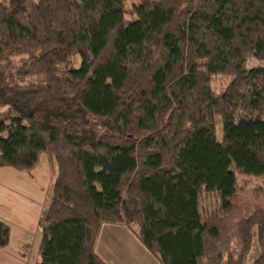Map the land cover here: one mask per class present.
I'll list each match as a JSON object with an SVG mask.
<instances>
[{"label":"trees","instance_id":"16d2710c","mask_svg":"<svg viewBox=\"0 0 264 264\" xmlns=\"http://www.w3.org/2000/svg\"><path fill=\"white\" fill-rule=\"evenodd\" d=\"M133 10L127 24L125 0L0 2V168L46 154L56 171L37 264H107V224L159 264H246L256 230L264 264V188L232 171L264 178V66L247 67L264 63V0ZM216 76L232 79L221 95ZM204 194L220 213L204 217ZM10 238L0 221V251Z\"/></svg>","mask_w":264,"mask_h":264},{"label":"rangeland","instance_id":"374dc122","mask_svg":"<svg viewBox=\"0 0 264 264\" xmlns=\"http://www.w3.org/2000/svg\"><path fill=\"white\" fill-rule=\"evenodd\" d=\"M147 0H125V9H126V23L130 24L135 21L134 10L133 7L139 4H142ZM155 1V0H149ZM0 2L8 3L9 0H0ZM72 65L74 67H79L81 65V59L76 57L72 60ZM264 63H259L254 59H249L247 67L249 69L262 67ZM231 77L224 76H216L212 80V89L216 95H221L225 92L228 85L231 82ZM219 121V120H218ZM217 127V139L219 141L223 138V129L222 124L219 121ZM48 156L43 154L40 159V164L37 168V172L33 173H21L9 168H0V199L2 202H6L8 205L12 204V209L20 210V207L26 206L28 209L27 215H31V217L26 218V222L23 227H16L20 230L28 234L26 241L21 243L18 246L16 253L14 256L18 258L20 262L23 264H37L41 261L39 256V244L41 242V230L39 227V220L36 221L34 219V215L37 213V207L31 206V200L29 197L30 190L37 192V197L40 201L44 203L45 197L43 195L44 190L51 187V183L54 178V167L50 166L47 162ZM51 168V169H50ZM51 170V171H50ZM232 171L236 174L238 180V186L240 189L254 190L255 188H264V178H254L250 176H246L241 174L235 166H232ZM36 172V176H35ZM53 172V173H52ZM24 178V183L15 179V177ZM51 179V180H50ZM11 182H15V186L17 189H14L10 184ZM50 186V187H49ZM13 189V190H12ZM9 195H11L9 197ZM37 200V201H39ZM43 208L45 203L42 204ZM42 208V206H41ZM201 209L205 218L211 217L213 213H220V204L219 199L216 194H204L202 196L201 201ZM31 211V212H30ZM21 212V211H19ZM19 214V213H18ZM22 221L25 218L21 215ZM28 219V220H27ZM131 231V230H130ZM132 232V231H131ZM121 242V243H120ZM117 248L113 251L107 249L108 256L113 258L112 264H159L158 261L151 256L146 250V259L148 258V262L146 259L140 258L138 254L141 256L139 252L134 250V246L126 240H120ZM219 247V246H218ZM110 250V251H109ZM216 250V249H215ZM260 255V248L258 245V240L256 236V230L254 231V240L252 245L251 253L248 257L246 264H253L254 261ZM140 260V261H139ZM224 261V260H223Z\"/></svg>","mask_w":264,"mask_h":264},{"label":"crops","instance_id":"0c3cea01","mask_svg":"<svg viewBox=\"0 0 264 264\" xmlns=\"http://www.w3.org/2000/svg\"><path fill=\"white\" fill-rule=\"evenodd\" d=\"M47 162L49 164V167L52 166L50 161H49V158H48ZM37 168L34 171H36ZM54 170H55V167H54ZM34 171L28 172V173H33ZM36 172H35V176H36ZM55 173H56V171H55ZM55 173H54L53 181L55 179V175H56ZM15 179H18L19 182L24 183L23 177L20 178L18 176V177H15ZM52 182H50V183L52 184ZM14 184H15V182H13V183L11 182L10 185L14 189H17ZM49 189L50 188L44 190V193H43V195L45 197V200H44L45 205L47 202ZM36 194H37L36 191L32 192V190H30V192H29V197L31 200L30 205L34 206V207L38 206L37 213L33 217H34V219H36V221L39 220V222H40V217H41L42 211L44 210L45 206L43 208L42 204H44V203L38 199ZM10 196L11 195H9V197ZM37 200H39V201H37ZM41 206H42V208H41ZM19 207H20V210H17L14 208L12 209V204L8 205L6 202H2L0 199V221L6 223L11 229V238H10L9 246L6 249L0 251V264H23L22 262H20L18 260L17 257L14 256V253H16L18 246H20L21 243L26 241L28 234L25 232V230H24V232L22 230L20 232V230L16 227L22 228L26 222V218L31 217V215H28L26 217L29 208H27L26 206L21 207L20 205H19ZM19 211H21V212H19ZM21 215H23L25 217L23 219V221H22ZM24 220H25V222H24ZM120 240H126V241L130 242L132 244V246H134V250L141 254V256L139 254H138V256L140 258L146 259L145 253L147 250L141 244V242L138 240V238L135 236V234L130 231V229H128L126 226H123V225L107 224V225H104V227L102 228V231L100 233V237H99V240L97 243V253L102 259H104V261L107 264H112L113 258L108 256V254H107L108 252L106 250L110 249L111 251H113L114 248L116 249ZM39 247H40V244H39ZM39 256H40V253H39ZM146 261L148 262V258L146 259Z\"/></svg>","mask_w":264,"mask_h":264}]
</instances>
